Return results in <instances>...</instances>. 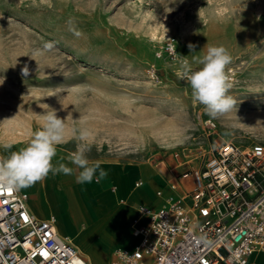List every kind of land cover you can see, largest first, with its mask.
<instances>
[{
    "label": "rangeland",
    "instance_id": "1",
    "mask_svg": "<svg viewBox=\"0 0 264 264\" xmlns=\"http://www.w3.org/2000/svg\"><path fill=\"white\" fill-rule=\"evenodd\" d=\"M167 40L193 68L206 45L230 52L228 68L239 69L229 92L236 101L232 111L212 118L193 103L179 67L157 57ZM151 67L157 81L148 75ZM51 110L66 125V142L53 163L74 169L72 175L49 173L46 198L54 200L64 189L60 181L78 174L67 159L77 148L74 128L90 131V163L155 170L166 176L167 187L196 169L216 142L264 144V0H0V145L13 144L0 147V156L26 146ZM207 120L218 137L204 135ZM48 176L21 192L37 195ZM95 192L91 199L102 205ZM104 227L75 221L77 237L70 234V240L90 263L107 264L115 249L133 247L109 239L100 248L105 262L96 261L93 248L104 244Z\"/></svg>",
    "mask_w": 264,
    "mask_h": 264
},
{
    "label": "built area",
    "instance_id": "2",
    "mask_svg": "<svg viewBox=\"0 0 264 264\" xmlns=\"http://www.w3.org/2000/svg\"><path fill=\"white\" fill-rule=\"evenodd\" d=\"M175 51L180 55L167 40L157 57L178 67ZM228 69L233 85L239 69ZM148 75L159 78L153 67ZM203 131L207 139L218 137L210 120ZM170 189L176 197L158 209L137 207L133 247L115 249L107 264H251L253 254L264 255V144L216 142ZM57 238L55 219L36 217L28 194L0 189V264H91L69 240Z\"/></svg>",
    "mask_w": 264,
    "mask_h": 264
},
{
    "label": "clouds",
    "instance_id": "3",
    "mask_svg": "<svg viewBox=\"0 0 264 264\" xmlns=\"http://www.w3.org/2000/svg\"><path fill=\"white\" fill-rule=\"evenodd\" d=\"M195 52V46L188 45ZM206 52L194 58L199 67L193 68L187 57L173 53V61H178L177 75L191 89L194 104L204 107L212 118H218L235 108L236 101L229 94L232 88V75L228 66L232 62L230 52L222 45H206ZM22 76L27 77L29 69L25 66ZM43 125L36 131L27 145L7 156H0V189L18 191L43 181L49 173L72 175L74 169L64 163L54 164L58 146L64 144L65 119L58 117L55 110L43 114ZM75 139L78 141L76 151L70 152L67 159L75 165L78 172L75 180L78 184H96L103 182L109 175L97 161L90 163L87 153L91 151L89 143L90 131L85 128H74ZM5 150L13 148L12 143L0 145ZM63 159V158H61Z\"/></svg>",
    "mask_w": 264,
    "mask_h": 264
},
{
    "label": "crops",
    "instance_id": "4",
    "mask_svg": "<svg viewBox=\"0 0 264 264\" xmlns=\"http://www.w3.org/2000/svg\"><path fill=\"white\" fill-rule=\"evenodd\" d=\"M101 167L108 171V173L113 176V179H109V177H107L103 182H101L102 185L98 184L96 187L99 189H97L95 195H93V197L102 198L100 200H102L101 202L103 203L99 206L95 205V207H97L101 211V214L97 215L98 217H95V219L93 220L95 223L104 225L105 227L102 229H104L105 232L106 230H109L110 232L107 235L104 244L102 242V244H98L97 249L93 248L97 254H100L101 252L106 253L105 251L100 250V248L104 247L109 239H116L117 241H119V243H124L125 246H132L135 242V239L132 237L131 231L133 227V221L138 218L137 207L144 206L150 209H158L159 207L164 205L165 198L172 194L170 187H167L165 185L166 176L155 170L144 168L124 169L123 167H109L104 165H101ZM156 176H159V178ZM51 177L53 176L49 174L48 180L46 179V183L44 184L43 182L41 186H39L40 189L37 186L39 190V193L37 195L34 193L28 194L29 196L30 194L35 195L33 199H28V208L38 218L46 219L50 216L53 217L55 219L57 229V224H59V218L57 214L62 213L59 208L61 196H59V191L57 192V196L59 197H56V200H54L53 198H46V193H49L51 189ZM138 182H141L142 184L141 186L136 187L135 184ZM162 183L163 185H161ZM157 187L159 190H154ZM18 191L21 192V190ZM158 192H161L162 195L158 196ZM121 200H128V205L120 204L119 201ZM31 202H33V205H31ZM34 203L37 204L38 208L34 206ZM115 203L119 206L117 207ZM147 203L148 205H146ZM51 204L55 205V207L57 208L56 211L48 209V206ZM125 206L127 207L126 209H124ZM44 207L47 208L49 214L45 211ZM141 222L144 223L145 219H142ZM74 227L73 231L75 230ZM57 231L60 235L68 238L70 237V234H73V231L59 232L58 229ZM125 232L128 233L127 236L124 235ZM250 263L264 264V255L258 253L253 254L250 257Z\"/></svg>",
    "mask_w": 264,
    "mask_h": 264
},
{
    "label": "bare ground",
    "instance_id": "5",
    "mask_svg": "<svg viewBox=\"0 0 264 264\" xmlns=\"http://www.w3.org/2000/svg\"><path fill=\"white\" fill-rule=\"evenodd\" d=\"M108 177H109V179H113V176H111L110 174L108 175ZM60 182H62L61 185L64 189H62V191L59 192V194H60L59 196H61V198H60L61 202H60L59 208H60V211L62 212V213L57 214L58 218H59V224H57V229L59 230V232H63V231H68V232L71 231L72 232L73 227L75 226V221H77V220H85V221L88 220L89 222L95 223L93 219H95V217H98L97 215H100L101 211L97 207H95L94 201L91 199L90 195H91V192L96 191L99 188H97L92 183L83 184V185L78 184L75 179L69 178L67 176L65 178H63ZM100 184L102 185V183H100ZM71 185H74V186L69 187ZM27 188L28 187L23 188V189H27ZM76 188H77L78 194L73 193L74 192L73 190ZM23 193H25V192H23ZM25 194H27V193H25ZM55 196H56V194H55ZM59 196H57V197H59ZM168 197L175 198L176 196L172 192V194H170L169 196H167L165 198L164 204L167 203ZM127 201L121 200V201H119V203L122 205H128ZM40 205H41V203H40ZM34 206L38 208L36 203H34ZM48 209L52 210V211L57 210V208L53 204L49 205ZM72 233H73L72 234L73 239H76L77 235L74 234V231ZM109 233H110L109 230H106L105 239L107 238V235ZM57 234H58V238H57L58 241H61V239H66V240H69L71 242L70 237L68 238V237L62 236L58 233V231H57ZM81 253H83V255H85V257L89 258L90 261H92V258L88 254L84 253V251H81ZM94 257H95L96 261L101 262V263H104L106 260V254L105 253H100V254L98 253L97 254L95 252ZM84 259L87 260L86 258H84ZM91 263L94 264L93 262H91Z\"/></svg>",
    "mask_w": 264,
    "mask_h": 264
}]
</instances>
